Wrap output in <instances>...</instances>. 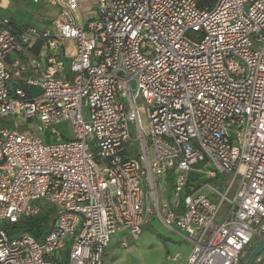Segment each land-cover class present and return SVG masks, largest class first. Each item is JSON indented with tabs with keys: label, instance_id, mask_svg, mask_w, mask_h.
Returning a JSON list of instances; mask_svg holds the SVG:
<instances>
[{
	"label": "built area",
	"instance_id": "built-area-1",
	"mask_svg": "<svg viewBox=\"0 0 264 264\" xmlns=\"http://www.w3.org/2000/svg\"><path fill=\"white\" fill-rule=\"evenodd\" d=\"M28 1L58 14L0 21V118L31 125L0 126V222L57 213L41 239L2 224L0 264H103L151 214L191 244L183 264H242L264 235V0Z\"/></svg>",
	"mask_w": 264,
	"mask_h": 264
},
{
	"label": "rangeland",
	"instance_id": "rangeland-1",
	"mask_svg": "<svg viewBox=\"0 0 264 264\" xmlns=\"http://www.w3.org/2000/svg\"><path fill=\"white\" fill-rule=\"evenodd\" d=\"M82 12L85 20L96 16L94 4L85 7ZM57 14L58 11L55 8L46 5H34L28 0H0V21L10 19L22 26L33 27L40 31H51V20L55 18ZM69 44L73 45V42ZM43 56L44 51L42 48L40 51V62L42 65L45 64ZM64 64L66 73L70 75V59H64ZM86 111L87 106L83 104V112L85 113ZM0 126L17 131L31 130V125L23 121L20 115L11 118L1 117ZM57 130L67 136L69 127L67 125H62L58 126ZM131 136L135 137V134ZM62 140L63 138H60V141ZM51 141L54 142V139H51ZM135 145H132L131 148L135 149ZM90 146L91 151L95 153L93 141L90 142ZM132 154L135 155L136 153L133 151ZM199 166L200 165L195 166L194 169H198ZM205 172L206 170L198 169V173L202 175H205ZM218 178L222 179V181L209 180L210 185L212 188H217L220 192H223L231 181V175H219ZM159 187L163 191L162 196L165 199L171 195L169 181L164 184V187H161L160 184ZM235 188L236 184L233 185L229 197L234 195ZM2 224L5 223L0 222V226ZM181 234L182 233L178 230L172 232L165 228L156 214L148 215L144 224L141 226V234L138 239L135 240L128 236L124 237L120 234L112 235L111 242L104 251L102 262L103 264H183L191 250V244L183 239ZM123 240L126 243L125 246H121ZM256 244L257 241L251 243L250 247L247 249L249 253ZM176 254H178L179 258L177 260H172V257Z\"/></svg>",
	"mask_w": 264,
	"mask_h": 264
},
{
	"label": "trees",
	"instance_id": "trees-1",
	"mask_svg": "<svg viewBox=\"0 0 264 264\" xmlns=\"http://www.w3.org/2000/svg\"><path fill=\"white\" fill-rule=\"evenodd\" d=\"M38 207L37 215L20 217L15 223L3 225L8 235L13 237L27 234L35 239H41L45 236L54 225L57 207L45 202H38Z\"/></svg>",
	"mask_w": 264,
	"mask_h": 264
},
{
	"label": "water",
	"instance_id": "water-1",
	"mask_svg": "<svg viewBox=\"0 0 264 264\" xmlns=\"http://www.w3.org/2000/svg\"><path fill=\"white\" fill-rule=\"evenodd\" d=\"M264 251V235L263 238L260 239L253 250L249 253L247 258L243 261L242 264H253L255 258Z\"/></svg>",
	"mask_w": 264,
	"mask_h": 264
},
{
	"label": "crops",
	"instance_id": "crops-1",
	"mask_svg": "<svg viewBox=\"0 0 264 264\" xmlns=\"http://www.w3.org/2000/svg\"><path fill=\"white\" fill-rule=\"evenodd\" d=\"M9 23L11 24L12 27L14 28H18L21 27L22 25L17 24L16 21H11L10 19H8ZM15 57V55L10 56L9 60L13 59Z\"/></svg>",
	"mask_w": 264,
	"mask_h": 264
}]
</instances>
